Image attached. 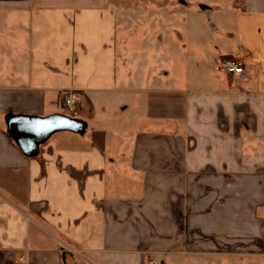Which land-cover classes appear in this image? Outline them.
<instances>
[{"label":"crops","instance_id":"crops-1","mask_svg":"<svg viewBox=\"0 0 264 264\" xmlns=\"http://www.w3.org/2000/svg\"><path fill=\"white\" fill-rule=\"evenodd\" d=\"M0 264H264V0H0Z\"/></svg>","mask_w":264,"mask_h":264},{"label":"water","instance_id":"water-1","mask_svg":"<svg viewBox=\"0 0 264 264\" xmlns=\"http://www.w3.org/2000/svg\"><path fill=\"white\" fill-rule=\"evenodd\" d=\"M7 125L9 135L20 150L29 157L37 155L40 145L55 133L81 134L87 126L82 120L65 115H53L46 118L13 116L8 119Z\"/></svg>","mask_w":264,"mask_h":264},{"label":"built area","instance_id":"built-area-1","mask_svg":"<svg viewBox=\"0 0 264 264\" xmlns=\"http://www.w3.org/2000/svg\"><path fill=\"white\" fill-rule=\"evenodd\" d=\"M217 70H223L234 79H240L244 75V68L241 62L236 60H225L218 65ZM65 111L69 117L77 118L80 114L79 98L69 92L63 96Z\"/></svg>","mask_w":264,"mask_h":264},{"label":"rangeland","instance_id":"rangeland-1","mask_svg":"<svg viewBox=\"0 0 264 264\" xmlns=\"http://www.w3.org/2000/svg\"><path fill=\"white\" fill-rule=\"evenodd\" d=\"M120 49L122 50V46L120 47ZM130 51H131V49H130ZM64 114H65V116H69V114L66 111L64 112Z\"/></svg>","mask_w":264,"mask_h":264}]
</instances>
